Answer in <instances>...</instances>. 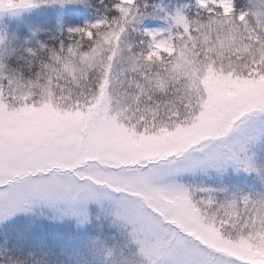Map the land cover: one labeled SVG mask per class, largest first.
<instances>
[{"label":"snow or ice","instance_id":"1","mask_svg":"<svg viewBox=\"0 0 264 264\" xmlns=\"http://www.w3.org/2000/svg\"><path fill=\"white\" fill-rule=\"evenodd\" d=\"M114 7L27 49L34 78L0 75V218L108 201L141 264H264V0H196L135 52L136 0Z\"/></svg>","mask_w":264,"mask_h":264},{"label":"rangeland","instance_id":"2","mask_svg":"<svg viewBox=\"0 0 264 264\" xmlns=\"http://www.w3.org/2000/svg\"><path fill=\"white\" fill-rule=\"evenodd\" d=\"M89 3L90 0H65L63 3L46 0L30 8L0 11V49L11 53L4 57L7 67L20 69L25 78H34L39 64L36 58L30 57L27 49L38 55L40 45L45 46V52L56 50L61 41L67 44L69 37L75 38L76 34L70 29L83 28L101 20L80 16L71 19L70 29L62 26L65 15H69L73 8L87 7ZM115 3L116 0L109 4L108 10L117 16ZM149 3L152 8L147 13ZM187 3H181V0H136L139 22H133L132 28L127 30L132 51H137L139 46L146 47L149 37L143 35L145 30L168 27L166 14L170 16L181 10L188 19L194 18L195 14L188 13ZM234 7L239 8L235 6V0ZM48 35L54 38L48 41ZM29 59L33 60L30 69L26 66ZM258 154L264 156V148ZM242 183L247 186L245 191L261 190L259 181L252 176L242 177ZM86 208L88 219L83 222L77 216L62 214L44 203L0 218V264H141L137 246L128 238L129 229L114 220L110 203L89 202Z\"/></svg>","mask_w":264,"mask_h":264},{"label":"trees","instance_id":"3","mask_svg":"<svg viewBox=\"0 0 264 264\" xmlns=\"http://www.w3.org/2000/svg\"><path fill=\"white\" fill-rule=\"evenodd\" d=\"M115 0H90V3L88 4L87 7H75L73 8V10H71V13L69 15H65L64 19L62 20L63 22H61L62 26L66 29H70V27L68 25H70L71 19L74 17H91V18H98V19H111L112 17H114L115 15L113 13H111V11L108 10L109 8V4H112ZM188 2V3H187ZM245 2L247 3V0H235V6L239 7L238 9H241L242 7H240L241 5H244ZM153 3V2H151ZM151 3L148 4V9H147V13L149 11H151ZM181 3L183 4H189V10L188 13L190 15L195 14L198 9L196 7V3L194 0H181ZM194 6V7H193ZM71 24H73L71 22ZM58 31V30H57ZM50 35V34H49ZM48 35V41L51 40L53 37H50ZM57 38L59 36V32L55 35ZM53 42V41H51ZM56 43V40L53 42Z\"/></svg>","mask_w":264,"mask_h":264},{"label":"clouds","instance_id":"4","mask_svg":"<svg viewBox=\"0 0 264 264\" xmlns=\"http://www.w3.org/2000/svg\"><path fill=\"white\" fill-rule=\"evenodd\" d=\"M0 42H2V41H0ZM0 53H10V52H5L3 49H0ZM4 57H6V56H0V64L3 65V67H0V75L7 76V75L14 74L17 77H19L22 74L20 69H18V68L17 69H11V68L7 67L6 63L4 62ZM26 66L29 69L31 68L29 61H26Z\"/></svg>","mask_w":264,"mask_h":264}]
</instances>
